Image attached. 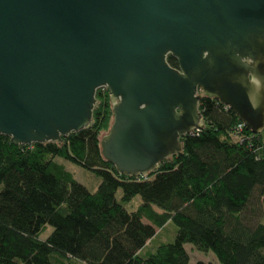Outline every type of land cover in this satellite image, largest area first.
<instances>
[{"label": "water", "instance_id": "water-1", "mask_svg": "<svg viewBox=\"0 0 264 264\" xmlns=\"http://www.w3.org/2000/svg\"><path fill=\"white\" fill-rule=\"evenodd\" d=\"M99 88L101 155L119 175L181 154L203 129L201 97L261 133L264 0H0V135L59 142L90 126Z\"/></svg>", "mask_w": 264, "mask_h": 264}, {"label": "trees", "instance_id": "trees-1", "mask_svg": "<svg viewBox=\"0 0 264 264\" xmlns=\"http://www.w3.org/2000/svg\"><path fill=\"white\" fill-rule=\"evenodd\" d=\"M166 61L177 67L170 55ZM95 100L90 126L59 142L14 145L0 135V264H188L186 244L219 264H264V129L242 127L233 140L242 122L201 97L203 129L180 138L181 154L135 178L103 159L100 139L112 123L108 89H97ZM56 158L97 176L96 191ZM135 196L141 204L126 211ZM168 223L176 227L173 240L142 254ZM44 226L52 231L42 241Z\"/></svg>", "mask_w": 264, "mask_h": 264}, {"label": "rangeland", "instance_id": "rangeland-1", "mask_svg": "<svg viewBox=\"0 0 264 264\" xmlns=\"http://www.w3.org/2000/svg\"><path fill=\"white\" fill-rule=\"evenodd\" d=\"M104 134V133H103ZM102 134V135H103ZM233 140H238L235 136H232ZM57 163L62 164L65 170L71 174L72 178L82 186H84L90 193L96 191L97 186L100 182V179L95 176L92 172L82 169L81 167L62 160L60 158L55 159ZM121 192L120 190L116 191L115 198L118 202H120ZM141 204V199L139 196H135L131 201L124 204V209L128 212L134 211ZM154 211L157 213H161L160 210L154 208ZM144 223H148L146 219L142 220ZM176 227L172 223L166 224L162 229H155L156 235L152 238L147 244L146 248L143 249L142 254H145L149 251H153L159 244L167 243L173 240L175 234ZM52 228L50 226H44V228L39 232L38 238L39 240H45L49 234L51 233ZM184 249L189 256L188 264H195L196 262H203L209 264H219L214 255L211 252L202 253L195 250L192 245L186 244L184 245ZM83 264V263H78Z\"/></svg>", "mask_w": 264, "mask_h": 264}, {"label": "built area", "instance_id": "built-area-1", "mask_svg": "<svg viewBox=\"0 0 264 264\" xmlns=\"http://www.w3.org/2000/svg\"><path fill=\"white\" fill-rule=\"evenodd\" d=\"M242 127H244L243 124L238 125L237 128H236V130L234 131L235 135H233V136H235L236 138H238V140H240V138L238 136V133L241 131Z\"/></svg>", "mask_w": 264, "mask_h": 264}, {"label": "bare ground", "instance_id": "bare-ground-1", "mask_svg": "<svg viewBox=\"0 0 264 264\" xmlns=\"http://www.w3.org/2000/svg\"><path fill=\"white\" fill-rule=\"evenodd\" d=\"M196 132V131H195Z\"/></svg>", "mask_w": 264, "mask_h": 264}]
</instances>
